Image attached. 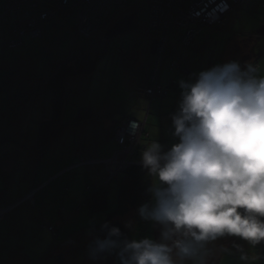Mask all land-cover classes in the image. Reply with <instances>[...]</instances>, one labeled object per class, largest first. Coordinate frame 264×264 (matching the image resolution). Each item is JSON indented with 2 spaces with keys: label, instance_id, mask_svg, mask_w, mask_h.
Segmentation results:
<instances>
[{
  "label": "clouds",
  "instance_id": "1",
  "mask_svg": "<svg viewBox=\"0 0 264 264\" xmlns=\"http://www.w3.org/2000/svg\"><path fill=\"white\" fill-rule=\"evenodd\" d=\"M174 142L153 141L140 163L154 181L136 209L158 238H130L90 221L92 264H207V245L235 236L264 241V75L252 63H214L178 81ZM125 228L134 232L132 221ZM243 258V257H242Z\"/></svg>",
  "mask_w": 264,
  "mask_h": 264
},
{
  "label": "rangeland",
  "instance_id": "2",
  "mask_svg": "<svg viewBox=\"0 0 264 264\" xmlns=\"http://www.w3.org/2000/svg\"><path fill=\"white\" fill-rule=\"evenodd\" d=\"M141 1L144 2L145 0H137L138 3ZM138 3L128 5L123 14L133 13L137 7L141 6ZM5 5L6 0H0V15L4 11ZM112 17L114 19L115 15ZM146 17L147 10H142L138 13L140 23H137V29L131 34L116 37L110 42L106 41L102 34L95 37L98 39V45L102 47L108 44V49L97 58L95 71L91 75L73 77L66 80L65 88L62 92V96L66 100L63 112L64 124L68 125L72 123L76 113L83 107L91 109L101 119L100 122L106 123L105 116L108 118V113L114 115L116 119L127 115L130 117L132 113L138 112L135 102H142L141 104L145 105L143 114H146L147 105L150 106L151 103L160 100V98H150L140 93L141 99L133 97L132 92H128V87L133 84V81H131L133 75H130L128 69L124 70L122 67L124 64L122 60L127 58V54L124 53H129L131 50L127 66H130L132 71L137 73L140 71L142 72L141 74H144V77L146 76L145 73L150 66L147 52L149 42L141 34L143 32L146 33L145 28H142ZM54 23L58 24L60 22L57 20ZM51 26L50 24L45 25L47 35L44 41L47 44H44V46L41 41L34 43L28 40V37H24V45L11 49L5 44L10 39L7 30H2V35H0V79L3 78L4 74H12L11 77H7H10L12 83L17 88L19 87L11 91H3L0 88V119L19 105V98L13 97V94H17L18 97L25 99L28 92L29 97L32 96V98L28 97L29 100L20 109L21 111H18L29 115L30 141L37 131V119H41V116H45L50 111L49 108L47 109L48 111L45 110L47 102L50 100V95L42 89L43 81L39 80V78L47 76L55 65L62 62L79 47L75 33L70 26L66 25L58 30H54ZM261 27H264V0H254L252 6H243L231 15L229 25L223 31H220V33H223L225 37L231 34L242 36V34H248ZM202 33L207 34L205 31ZM168 66V62H166L162 74L164 70L168 69ZM137 107H140V105ZM17 123L18 121H16ZM92 123H81L73 129L67 128L57 141L43 151L35 153V160L29 159L32 153H30L28 147L31 143L26 142V137L19 138L21 141L16 139L20 145L19 147H17L18 145L15 143L14 138L7 140L6 137H0L6 142L5 146L2 147L3 152L0 155V163L1 160L10 161L19 156V154L21 158V154L25 151L28 154H26L25 159H21L18 164L20 167L17 165L13 174H11V178L4 180V182H7L0 186V207L5 208L17 203L9 213L10 215L8 214L9 216L7 215V217L0 221V223L4 222L2 224L0 245L2 243V246L4 244L6 248L9 245L17 246L19 236L14 230H11V226L14 223H19L23 218L21 220V227L24 229L22 236H27L25 230L29 221L34 224L36 223L35 230L32 232L34 234L32 235L29 232L28 239L24 242V245L26 251L33 254L32 257H35L37 264H51L52 257L56 255L58 250L67 252L72 247H77L76 249L78 250L84 243L85 246H83L82 252H74V257L70 256V252L65 253L67 263L83 264L84 262V264H92L88 259L86 251L89 240L88 229L90 221L93 219H105L106 214L114 210L118 186V182L116 181H110L108 184L109 206L105 213L90 215L81 206L87 193V186L92 185L91 178L87 174L89 169L85 166L88 163L84 162V164H80L81 161H85L83 158H88L92 153H94L92 157L103 156L104 154L101 153L106 154L107 151H109L108 154H111L116 147V142L112 137L113 141L107 139L102 147L95 150L97 140H102L103 136H98V138L93 137L95 128L92 126ZM89 138L92 139V142L94 140V143H91L92 145L88 144ZM79 139L83 144L82 148L81 144L78 143ZM98 159H106V157ZM101 164H104V162H92L88 165L100 166L105 170ZM107 172L105 170L106 174ZM56 173L57 175L51 180H57L51 182L47 187H41L42 191L39 190V193L37 192L38 189L28 191ZM154 179L153 177V181ZM52 188H56L59 193H53L51 191ZM51 194H55L56 196H52ZM35 197L47 199L46 201L48 202L46 204H53L51 205L52 208H61L63 218L57 219L58 221L54 224H49L47 219L51 218L46 216V209L41 212L39 206H34L33 200ZM22 198L26 199L18 203ZM126 221H132L134 224L133 214L123 220L124 225ZM41 225H44V227H41ZM49 226L59 228L60 232L57 238H53V234L48 230ZM134 229V232H129L130 238L139 239L144 236H150L153 239L158 238V230L155 229L153 231V225L148 222L140 220L138 224L135 223ZM234 237L224 236L218 238L216 241L209 242V244L225 242L228 245L229 242L233 241ZM237 240L240 242L239 237H237ZM246 242L248 241L241 239L239 244ZM226 244L221 243L220 247H223L225 250L228 248L225 247ZM232 244L229 243L228 246L232 247ZM236 245L234 244L233 248L225 251L227 255L226 259H233V263L238 259V264H242L244 263V259L235 249ZM0 249L2 248L0 247ZM49 250H51L49 253L51 256L49 255L50 257L42 260ZM236 253L238 256L235 255ZM1 255L5 258L7 250H3ZM102 264H107V262L104 260Z\"/></svg>",
  "mask_w": 264,
  "mask_h": 264
},
{
  "label": "built area",
  "instance_id": "3",
  "mask_svg": "<svg viewBox=\"0 0 264 264\" xmlns=\"http://www.w3.org/2000/svg\"><path fill=\"white\" fill-rule=\"evenodd\" d=\"M251 0H145L132 4H141L147 10V25L157 31L158 48L153 61L150 84L143 91L147 97H157L162 88L158 85L159 75L167 48H174L177 44L189 46L202 32L203 28H216L228 24L229 16L241 6H246ZM129 4V0H11L5 5L0 15V26L10 25L11 39L8 48H15L21 44V38L28 35L30 38H41V26L56 16L64 20L76 17L78 37L83 40L91 39L106 24L114 12H121ZM115 14V13H114ZM179 33L173 35V29ZM175 37V38H174ZM172 40H175V42ZM177 41V43H176ZM175 49V48H174ZM177 54L176 49L174 50ZM184 65L172 62L171 68L177 69L183 77L191 74V63L181 60ZM128 124V125H127ZM143 124L128 119L121 120L114 127V140L117 148L103 160L81 161L80 164L104 162L107 180L115 179L119 173L130 166L141 165L137 158ZM86 164V165H88ZM106 165V166H105ZM107 167V169H106ZM26 198L18 201L21 203ZM17 204V203H16ZM0 208V221L16 205ZM48 230L56 238L58 230L49 227ZM258 253L264 241L256 244Z\"/></svg>",
  "mask_w": 264,
  "mask_h": 264
},
{
  "label": "crops",
  "instance_id": "4",
  "mask_svg": "<svg viewBox=\"0 0 264 264\" xmlns=\"http://www.w3.org/2000/svg\"><path fill=\"white\" fill-rule=\"evenodd\" d=\"M229 20H228V24H226L225 26H221V27H218L212 30H206L205 32H207V34L206 35L203 34L202 38L196 41L195 45H198L201 51H200V58L197 61V65L193 69V73L198 72L199 70L205 69L207 67H210L214 63L225 62L228 60H237L241 62L242 64H244V63H249L253 59L252 54L254 52V49L256 48V45H257V42L260 36L257 35L255 31H251L248 34H242V36L238 34H231L225 37L223 33H220V31H223L229 25ZM191 49H195V46H193ZM191 49L184 50L185 56L192 55L191 51H194V50H191ZM255 66L258 68V74L264 75V50L262 51L261 56L258 58V61L255 64ZM181 78L183 77L177 71L170 70L169 67L167 70H164L161 76V84L166 90V95L163 94L160 97L158 96L157 98H160L159 101L156 100L154 103H151L150 106L147 105L146 114L145 113L143 114L145 105L141 104L142 102H135V106L138 109V112L132 113V115L130 114L131 115L130 117L127 115L119 119H116L114 115H112L111 113H108L107 115L108 118L105 116V119L107 120V122L103 123V122H100L101 119L98 118L96 114H94L93 120L90 121V122H93L92 126L95 128V133H93V137L95 136L98 138V136L99 137L103 136L102 140L100 139L97 140V145H95L96 147L94 149L96 150L97 148L102 147L107 139H109L110 141H113L112 131L114 130L115 123L123 118H130V119H134L136 121L141 122L144 127V135L140 142L141 147H140V150L137 156L138 160H140V153L143 151L145 146L150 144L153 141L159 142L163 146V149L167 150L174 142H176L175 138L172 136L173 129L171 126L170 117H171V114L175 111L178 100H179L178 81ZM7 85L12 86L10 87L8 91L19 88V87L17 88L16 85L12 83V81H10V83H8ZM132 88H133V85L128 87L129 89V90L127 89L128 92H131ZM28 94L29 93L27 92L26 97H29ZM12 96L15 98H19L18 99L19 105H17L16 107L18 108L20 106L18 110H20L28 100V99L26 100V97L25 99H23L22 97H18L17 94H13ZM141 98L142 96L137 97V99H141ZM138 105H140V107H137ZM48 108L49 110L51 109L50 101L47 102V106L45 110L48 111L47 110ZM18 110L12 114L8 112L6 113V115L1 117L0 137L2 136L6 137L7 140L9 138H14L15 143L18 145L17 147H19L20 145L18 141H16V139H19L21 137H26V140H27L26 142L31 143L29 144V147H28L30 153H32L29 156V159L35 160L36 159L35 153H38V152L33 151L34 138L36 134L31 138V141H30L29 138L31 137V134H29V131H30L29 129L30 120L28 119L29 115H26L25 113L20 112L21 110L20 111ZM43 116H41V118ZM37 120L39 121L40 119H37ZM16 121H18L17 124H16ZM38 121H37V124H38ZM69 129H73V127H70ZM59 138H57L55 141H57ZM4 141L5 140L0 138V155H1V152H3L2 147L5 146L4 144H6V142ZM78 143L81 144V148H82L83 144L80 139L78 140ZM91 143L93 144L94 140L92 142V139L89 138L88 144H91ZM50 145H48L47 147H49ZM114 147H115V144H114ZM43 150L44 149H42L41 151ZM108 152L109 151H107L106 154L101 153V154H104L103 156L98 154L99 156H95V157H92L94 156V153H92L89 155L88 158L85 157L83 159H89V158L96 159V158H102V157L108 158V156L110 155L108 154ZM26 154L27 152L25 151L23 154H21L22 156L21 158L19 154V156L13 158L10 161L1 160L0 186L7 182V181L4 182V180H6L7 178H11V174H13L15 168L20 163L21 159H25ZM18 167H20V165H18ZM87 168L89 169L87 171V174L91 178L92 184L100 185L102 183L101 181L104 175V169L100 166H87ZM56 175L57 173L49 176L44 181H41L37 186L32 187L28 191L33 190V189H38L37 192L39 193V190L42 191L41 190L42 188L47 187L51 182L57 180V179L51 180ZM51 191L53 193L54 192L59 193V191H57L56 188H52ZM51 195L56 196L55 194H51ZM108 196H109V191H108ZM46 200L47 199L45 198L35 197L33 200L34 206H39V209L41 212L46 209L45 211L46 216L51 219H47V218H44V219H47L49 221V224H54L58 221L57 219L63 218V213L60 210L61 208L59 207L57 209L55 207L52 208L51 205L53 204L51 205L46 204V202H48ZM63 203L64 202L62 200V204ZM124 219H122V223ZM21 220H23V218ZM21 220L19 223H14V225L11 226V230H14L15 233L19 236L17 239V246L9 245L6 248L4 244L3 246H2V243L0 245V247L2 248L0 249L1 250L0 251V264H31L32 262L36 260L35 257H32L33 254L31 252L26 251V248L24 245V242L28 239L29 232L31 234L32 232H34L36 223L34 224L31 221H29L27 225V229L25 230L27 236H22L24 229L23 227H21V222H22ZM3 223L4 222L0 223V236H2L1 230H2ZM154 230L155 228L153 229V231ZM32 235H30L31 238H33ZM240 242H241V238H240ZM240 242H238L237 237H234L233 241L229 242V243H233L231 245L232 247L228 246L229 243L227 245L225 242H217V243H211V244L208 243V245L206 246L208 250L207 264H238L239 263L238 259H236L234 263L232 262L233 259L231 260L226 259L227 255L225 251L229 248H233L234 244H237L235 249L238 251L239 254H241V256L244 259V263L242 264H251L252 260L254 259L255 246L251 244L250 242L239 244ZM221 243L226 244L225 247H228V248L224 250L223 247H220ZM83 246H85V243ZM83 246H80L78 250L76 249L77 247H72L67 252L58 250L56 254L61 253L66 259L65 253L70 252V256L74 257L73 253L75 251L82 252V248H84ZM3 250H7V256L5 258H3L1 255V252ZM235 255L238 256L237 253ZM262 264H264V259L262 261Z\"/></svg>",
  "mask_w": 264,
  "mask_h": 264
},
{
  "label": "trees",
  "instance_id": "5",
  "mask_svg": "<svg viewBox=\"0 0 264 264\" xmlns=\"http://www.w3.org/2000/svg\"><path fill=\"white\" fill-rule=\"evenodd\" d=\"M10 1L11 0H6V4H8ZM253 1L254 0H251L250 3L246 6H252ZM132 3H133V0H129V4L127 5H130ZM241 7L237 8L236 12ZM126 8L121 12H114L115 14L113 13L112 15V16L115 15L114 19L111 16V19L107 20L106 24L99 30V32L96 33L91 39L86 40V41H83L78 37L77 29H76V23H77L76 17L75 18L73 17L71 20H64L63 17L61 16L60 17L56 16L51 21L49 20L42 24L41 38L33 39V38H30L28 35H24L21 38L20 45H24L23 38L28 37V40L34 43H38L41 41L44 46V44H47V42L44 41V38L47 35L45 25L47 24L52 25L51 28H53L54 30L55 29L58 30L59 28H63L66 25H68L73 29L76 39L79 43V47L75 49V51L72 52V54H70L68 57H66L62 62L55 65L47 76H43L39 78V80L43 81L42 89L50 95L49 101L51 102V109L48 114L43 116L38 121L36 136L34 138V145H33L34 152H40L42 149H45L48 145H50L57 138H59L63 134V132L67 130V128H70V127L75 128L81 123H87L93 120L94 118L93 111L89 108L83 107L79 109V111L76 113V116L74 120L72 121V123L68 125L64 124L63 123V112H64L66 100L62 96V92L64 91L67 79L73 78V77L91 75L95 71L97 58H99L102 54H104L106 50L108 49L107 48L108 44L107 46H102V47L97 44L98 39L95 38L96 36H98L99 34L103 35L104 32L107 30V27H110L111 25H113L112 23L114 21H117L118 19L124 16H127V15L135 14V16L138 19V24L140 23L139 18H138V13L142 10L146 11L145 6L141 5L139 8L137 7L133 13L124 15L123 13L125 12ZM230 17L231 16H229V18ZM57 20H59L60 23L55 24L54 22ZM9 27L10 25H7V24H3V26H0V35H2V30L6 29L8 32V36L11 39ZM142 28H145L146 33L143 32L141 34L144 35L148 39V42H149L147 52H148V58L150 61V66L148 68V71L145 73L146 76L144 77V74H141L142 72L140 71L138 73L135 71H132L130 66H127V61L129 60V55L131 53V50L129 51V53L127 52L124 53V54H127V58L122 60L124 63L122 66L123 69L124 70L128 69L130 72V75H133V78L131 79V81H133V84H132L133 88L131 91L133 97H138L139 93L142 94L143 91L147 87L151 86L150 79H151V73L153 69L152 64H153L155 56H152L150 54V45H151L152 40H157L159 36V33L157 31L151 29L147 25V17L144 22V26ZM216 28H213V29H216ZM206 30H212V29L208 27L203 28L202 32ZM179 32L180 31H178L177 28H174L172 34L176 35ZM202 32L194 40V42L190 44L189 46L177 44L174 48L176 49V52L178 55L175 54L174 48L169 47L166 49L165 57L162 63V69H161V72L159 75V81H158V85L162 88V92L159 96L163 94L166 95V90L161 84V76H162L161 74H162V70L166 62H168V65H169L168 67L170 70L177 71L178 73L179 71L177 69L171 68L172 62H177L179 65H184V63L181 60H183L186 63H191V74L193 73V69L197 65V61L200 58V51H201L199 49V46L195 45V43L197 40H200L202 38V35H203ZM46 41H49V40H46ZM173 41L175 42V40H172V42ZM7 43L5 44L7 45ZM193 46H195V49H191ZM188 49L194 50V51H191L192 52L191 56H185L184 50H188ZM7 76L11 77L12 74H4L3 78L0 79V88L3 91H8L10 87H12V86L7 85L11 81L10 77L8 78ZM45 92L44 94L47 96ZM30 98H32V96ZM27 99L29 100L28 97H26V100ZM18 108L14 109L13 111H10L9 113L10 114L15 113L18 110ZM123 119H129V118H123ZM121 120L117 121L115 125H117ZM143 135H144V127H143V131L141 135V140H142ZM112 137L114 139L113 131H112ZM140 147H141V144L139 145L138 152L140 150ZM116 148H117V145L115 149ZM137 156H138V153H137ZM90 160H103V159H98V158L85 159V161H90ZM85 166L87 167L89 165H85ZM110 181L118 182L117 197L115 200L114 210L107 213L105 219L109 220L113 225L119 226L122 231H124L127 235H129L130 230L125 228L124 224L122 223V219L133 214V218L135 221L134 225L135 223L137 224L139 223L140 219L137 216L136 209L139 207L140 204L147 202L148 197H147L146 190L153 183V177L150 174H148L147 170H145L142 167V165L130 166L127 169H125L123 172L119 173V175L115 179H112V180H107L106 173L104 170V175L101 181L102 183L100 185L92 184L91 186H87V190H86L87 193L81 204V206L85 208L90 215L98 214V213H105L108 210L109 200H108L107 186L110 183ZM41 227H44V225H41ZM49 227L57 229L58 233L60 232L58 227H54V226H49ZM57 235H56V238H57ZM254 246H255L254 259L252 260L251 264H262V261L264 259V245L263 247L260 248L261 249L259 251L260 253H258L259 247L256 244ZM50 251L51 250H49L43 256L42 260H45L46 258L51 256L49 254ZM75 252H78V251H75ZM105 261L107 262V264H114V260L112 257L107 258ZM31 264H37V261H34ZM51 264H69V263H67V260L64 258V256L61 253H59V254L53 255Z\"/></svg>",
  "mask_w": 264,
  "mask_h": 264
},
{
  "label": "water",
  "instance_id": "6",
  "mask_svg": "<svg viewBox=\"0 0 264 264\" xmlns=\"http://www.w3.org/2000/svg\"><path fill=\"white\" fill-rule=\"evenodd\" d=\"M138 19L133 15H127L118 19L112 26H110L103 34V37L106 41H112L116 37H123L127 34H131L137 29ZM257 35L260 36L256 48L253 52V60L257 61L261 56L262 51L264 50V27H261L255 31ZM158 48L157 40H152L150 45V54L155 56ZM133 119H128V123ZM135 121V120H133ZM128 125V124H127ZM11 206V205H10Z\"/></svg>",
  "mask_w": 264,
  "mask_h": 264
},
{
  "label": "flooded vegetation",
  "instance_id": "7",
  "mask_svg": "<svg viewBox=\"0 0 264 264\" xmlns=\"http://www.w3.org/2000/svg\"><path fill=\"white\" fill-rule=\"evenodd\" d=\"M252 63L253 65H255L257 63V61H254L253 59L249 62ZM181 75V74H180ZM182 76V75H181ZM183 77V76H182ZM183 78H187V77H183Z\"/></svg>",
  "mask_w": 264,
  "mask_h": 264
}]
</instances>
